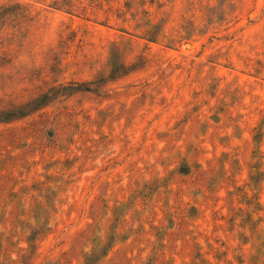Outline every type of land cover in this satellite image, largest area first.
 Masks as SVG:
<instances>
[{
  "label": "rangeland",
  "instance_id": "1",
  "mask_svg": "<svg viewBox=\"0 0 264 264\" xmlns=\"http://www.w3.org/2000/svg\"><path fill=\"white\" fill-rule=\"evenodd\" d=\"M0 264H264V0H0Z\"/></svg>",
  "mask_w": 264,
  "mask_h": 264
}]
</instances>
